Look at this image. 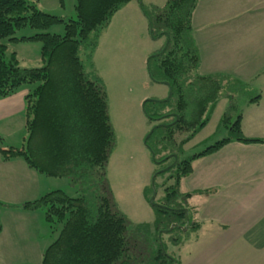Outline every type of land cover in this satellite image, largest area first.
I'll use <instances>...</instances> for the list:
<instances>
[{
    "label": "trees",
    "instance_id": "trees-1",
    "mask_svg": "<svg viewBox=\"0 0 264 264\" xmlns=\"http://www.w3.org/2000/svg\"><path fill=\"white\" fill-rule=\"evenodd\" d=\"M131 1L77 0L76 17L66 20L41 11L29 0H0V99L24 85L35 86L25 97L27 138L21 148L3 149V160L21 157L40 174L68 179L80 193L71 197L55 190L23 205L26 210H45L46 221L52 226L64 223L42 264H166L167 260L181 264L167 254L158 237L152 239L141 229L130 231V221L119 210L107 176L116 135L106 86L92 58L99 32ZM198 1L168 0L163 9L144 11L152 36L167 39L165 47L150 57L148 72L153 81L167 83L171 93L166 100L145 104V114L155 124L146 140L154 159L157 164L173 159L170 168L157 173L158 177L171 172L169 181H174L169 186L163 184L164 200L162 206H156L158 232L173 223L180 229L186 227V232L197 229L188 205L176 201L181 181L192 172L195 159L233 139L258 142L244 138L239 114L229 125L228 138L179 160L183 146L208 125L226 81V76H202L198 72L200 56L192 35ZM60 24L64 25V35L47 32ZM25 27L37 32L14 36ZM5 40L41 43L44 66L20 67L17 54L8 53ZM82 56L88 60L89 71ZM149 194L151 199L152 189ZM155 242L159 243L157 250Z\"/></svg>",
    "mask_w": 264,
    "mask_h": 264
},
{
    "label": "rangeland",
    "instance_id": "rangeland-1",
    "mask_svg": "<svg viewBox=\"0 0 264 264\" xmlns=\"http://www.w3.org/2000/svg\"><path fill=\"white\" fill-rule=\"evenodd\" d=\"M29 1L41 11L66 20L76 17L77 0ZM167 2L168 0H132L126 4L113 16L110 24L99 32L94 63L97 74L106 86L110 120L116 135V146L108 163L107 176L117 206L130 221L132 233L141 229L152 239L158 237L167 254L179 260L180 256L187 254L190 244L194 246L197 234L193 229L186 232V227L177 228L176 223L169 228H161L162 231L158 232L156 208L162 206L160 203L164 200L163 184L167 183L169 186L174 181H169L171 172L167 173L168 171L156 179L155 176L170 168L168 165L172 164L173 159L157 164L146 144L155 124L143 110L146 100L162 101L170 96L168 85L153 81L148 72L150 57L165 47L167 39L152 36L150 22L145 14L163 9ZM198 6L194 38L201 47V52L205 51L209 55L211 43L208 39L210 33L207 32H212L213 29L225 32L233 29L238 33L248 29V32L233 36L236 39L233 42L239 46L245 44L253 54L247 66L213 63L210 59L201 64L200 74H220L226 76V81L212 107L208 125L183 146V152L179 154L180 161L228 138L229 125L236 121L243 104L264 89V13L257 0H199ZM207 12L218 14L219 18L215 19L214 24L207 17ZM230 12L235 14L227 15ZM35 32L37 31L25 27L17 30L14 36L21 38ZM47 32L64 35V25H56ZM5 43L9 54H17L20 67L31 69L44 66L41 43L9 40H5ZM200 58L202 59V54ZM82 59L89 71L88 60L84 56ZM19 131H2L5 138L0 137V148H21L24 142L17 140L16 133ZM158 157L161 159L162 155ZM19 168L18 165H11L5 169L0 165V264H42L46 251L60 236L64 223L52 226L46 221L45 210H26L23 205L55 190L64 191L71 197H78L80 193L68 179L48 178L42 174L39 180L33 181L34 191L18 198L15 193H7V188L13 182L8 181L7 184L6 180L11 176L10 171H18ZM153 180L156 181L157 207L148 198ZM14 183L17 186L19 181L16 179ZM38 189H45L46 194L39 196L41 194H37ZM179 190L176 201L189 206L190 201L185 197L188 188L183 186ZM191 217H195L193 212ZM158 247L159 243L155 242L154 249L157 250ZM166 264H172L171 260H167Z\"/></svg>",
    "mask_w": 264,
    "mask_h": 264
},
{
    "label": "crops",
    "instance_id": "crops-1",
    "mask_svg": "<svg viewBox=\"0 0 264 264\" xmlns=\"http://www.w3.org/2000/svg\"><path fill=\"white\" fill-rule=\"evenodd\" d=\"M257 3L264 13V0H257ZM196 10L192 21L193 38L197 29ZM232 14L235 13H227ZM207 17L213 24L219 18L214 12H207ZM244 32L248 29L239 33L233 29L207 32L211 43L209 55L201 52L194 38L199 56L202 54L198 72L208 59L213 63L247 66L253 53L245 44L239 46L233 42L236 40L233 36ZM95 52L92 58L94 68ZM31 90V85H24L15 94L0 99L1 138H5L2 131L17 130H20L16 133L18 141L24 142L27 138L25 97ZM239 114L242 115L244 138L258 142L231 140L217 151L195 159L192 172L181 181L180 187L188 188V208L191 214L194 213L193 222L197 224L196 241L194 246H188L185 256L179 257L181 264H264V89L244 103ZM2 150L3 147L0 148V165L5 169L11 165L20 167L18 171H10L11 176L6 183H13L7 188V193H15L18 198L31 194L33 181L39 180L42 174L21 157L4 161ZM16 179L19 181L17 186L14 183ZM44 190L38 189L37 194H46ZM8 237L14 242L11 236Z\"/></svg>",
    "mask_w": 264,
    "mask_h": 264
},
{
    "label": "water",
    "instance_id": "water-1",
    "mask_svg": "<svg viewBox=\"0 0 264 264\" xmlns=\"http://www.w3.org/2000/svg\"><path fill=\"white\" fill-rule=\"evenodd\" d=\"M151 31H152V29H151ZM167 84V83H166ZM170 95H171V93H170ZM151 99H148V100H146L144 103H143V110H144V112L146 113V109H145V104L148 102V101H150ZM152 132H153V130H152ZM151 132V133H152ZM151 136V134L148 136V138L147 139H149V137ZM147 144V143H146ZM157 177V175L155 176V178ZM152 190H153V195H152V197H151V199H150V202H151V204L153 205V206H156V204H155V200H156V196H157V189H156V184H155V180H153V184H152Z\"/></svg>",
    "mask_w": 264,
    "mask_h": 264
}]
</instances>
